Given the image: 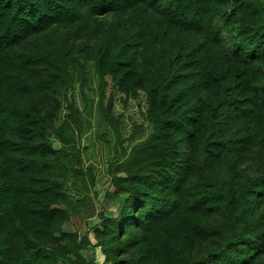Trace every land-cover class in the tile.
I'll return each mask as SVG.
<instances>
[{
	"label": "trees",
	"instance_id": "16d2710c",
	"mask_svg": "<svg viewBox=\"0 0 264 264\" xmlns=\"http://www.w3.org/2000/svg\"><path fill=\"white\" fill-rule=\"evenodd\" d=\"M88 249L264 264V0H0V264Z\"/></svg>",
	"mask_w": 264,
	"mask_h": 264
},
{
	"label": "rangeland",
	"instance_id": "374dc122",
	"mask_svg": "<svg viewBox=\"0 0 264 264\" xmlns=\"http://www.w3.org/2000/svg\"><path fill=\"white\" fill-rule=\"evenodd\" d=\"M55 146L58 147L57 144ZM97 189H98V191H100L99 197L96 201V208H97L98 212L104 211V212L108 213L109 215H111V213L115 209V203L112 201H109L105 197L106 192L109 190H112L111 183L107 180V181L103 182L102 184H99L97 186ZM99 222H100V219L98 216H95L94 218L90 219L88 221L87 227L82 232V235L85 234L86 232H89L90 235H92L93 228L95 226H97L99 224ZM71 228L72 227L70 224H66L64 227L65 230H70ZM38 236L46 245L54 246V242L52 240L48 239L45 234L38 233ZM84 255H85L86 259H88L89 256H94L96 263H98V264L102 263V256L98 252V250H96V249H94V250L88 249L87 251H84ZM57 264H62V263L58 262ZM78 264H86V260L80 261Z\"/></svg>",
	"mask_w": 264,
	"mask_h": 264
}]
</instances>
